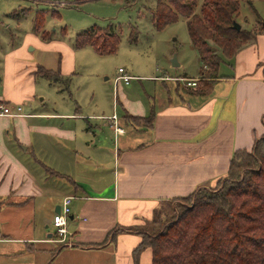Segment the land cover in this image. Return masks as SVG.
Here are the masks:
<instances>
[{
	"label": "crops",
	"instance_id": "1",
	"mask_svg": "<svg viewBox=\"0 0 264 264\" xmlns=\"http://www.w3.org/2000/svg\"><path fill=\"white\" fill-rule=\"evenodd\" d=\"M254 39L222 53L218 76H206L198 51L193 75L181 62L185 74L136 75L154 84L142 81L144 92L128 98L131 82L121 83L112 113L99 111V98L86 112L77 97L62 95L77 68L66 43L41 47L58 48V64L32 61L22 47L3 51L0 102L22 110L0 115V264H136L135 229L164 203L227 174L235 150H250L264 134V31ZM41 67L64 81L46 79L60 96L51 105L39 97ZM150 114V126L128 118ZM68 195L75 243L57 247L52 219ZM138 258L152 264L151 250Z\"/></svg>",
	"mask_w": 264,
	"mask_h": 264
},
{
	"label": "trees",
	"instance_id": "2",
	"mask_svg": "<svg viewBox=\"0 0 264 264\" xmlns=\"http://www.w3.org/2000/svg\"><path fill=\"white\" fill-rule=\"evenodd\" d=\"M242 2L252 4V0L159 1L153 10L154 25L161 29L180 16L185 18L202 66L218 76L223 58L219 51L233 55L252 38L251 32L234 28ZM37 20L34 29L39 32ZM104 30L94 25L79 32L74 46L90 45L99 54L116 52L121 37L113 29L95 37ZM137 39L133 29L131 41ZM37 75L50 81L60 77L59 72L43 67ZM69 83L70 78L67 87ZM128 118L147 126L153 122V114ZM181 199L173 215L155 226L158 229L138 231L142 240L134 251L136 264L147 247L153 251L152 264H264V137L250 150H235L227 177L217 187L203 186Z\"/></svg>",
	"mask_w": 264,
	"mask_h": 264
},
{
	"label": "rangeland",
	"instance_id": "3",
	"mask_svg": "<svg viewBox=\"0 0 264 264\" xmlns=\"http://www.w3.org/2000/svg\"><path fill=\"white\" fill-rule=\"evenodd\" d=\"M159 1L165 0H0V64L3 51L21 47L32 61L42 59L58 64V48L54 50L41 47L55 40L64 42L75 50L77 68L75 73L69 75V90L62 95L68 98L70 95L77 97L86 112L90 111L89 100L93 97L99 98V111L112 113L114 95L122 97L121 90L116 92L118 88L115 90L114 86L120 67H125L135 76L144 77L152 73L185 74L181 67L172 65V59L176 56L177 61L187 67L190 75L197 72V50L191 42L185 18L180 16L161 29L154 25L153 10ZM35 18L38 19L36 26L40 29L39 32L34 29ZM237 21L241 23L242 30L251 32L252 38L245 44L255 42V35L264 31V0H252V4L242 2ZM94 25L105 29L97 31L95 37L98 39L110 29L119 34L121 41L116 52L99 54L90 45L75 48L76 35ZM133 29L137 30L136 42L131 41ZM219 53L222 55L221 51ZM223 70L229 74L230 67ZM209 73L210 71L206 76ZM38 77L39 86L44 90L39 97L45 96L48 101L51 100V105L53 100L60 97L59 93L44 77ZM57 78L64 85L63 79L58 76ZM138 78H134L130 85H124L127 88H124L126 97L135 98L134 94L144 92L142 81L146 89L154 84L145 78H141L140 82ZM173 86L174 84H170V87ZM224 177H227V174L205 187H217ZM182 200L174 199L161 205L152 220L147 225L135 229L136 232L158 229L155 226L158 227L162 221L169 219L174 213V207ZM52 224V230L55 232L53 219ZM54 240L57 247L63 244L56 236ZM148 248L152 252L153 260V251L151 247Z\"/></svg>",
	"mask_w": 264,
	"mask_h": 264
},
{
	"label": "built area",
	"instance_id": "4",
	"mask_svg": "<svg viewBox=\"0 0 264 264\" xmlns=\"http://www.w3.org/2000/svg\"><path fill=\"white\" fill-rule=\"evenodd\" d=\"M138 78L135 75L129 73L125 67H120L118 69V75L115 78V90L118 88L119 84L125 83L129 84L132 79ZM187 86L197 85V80L194 78H186ZM22 106H17V111H14L10 105L0 102V115H15L21 113ZM117 115L114 113L113 119H116ZM73 196L68 195L64 198L62 204L60 205V211L54 214L53 223L55 226L54 236L62 240L64 245L74 244V233L70 229V217L72 214V204Z\"/></svg>",
	"mask_w": 264,
	"mask_h": 264
},
{
	"label": "water",
	"instance_id": "5",
	"mask_svg": "<svg viewBox=\"0 0 264 264\" xmlns=\"http://www.w3.org/2000/svg\"><path fill=\"white\" fill-rule=\"evenodd\" d=\"M234 28L240 30L242 29V25L241 23H239L237 20L234 21ZM213 51H215V48H212ZM172 65L173 66H178L179 65V62L177 61V57L175 56L173 59H172ZM60 211V206L56 209V212H59Z\"/></svg>",
	"mask_w": 264,
	"mask_h": 264
}]
</instances>
